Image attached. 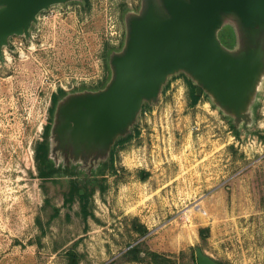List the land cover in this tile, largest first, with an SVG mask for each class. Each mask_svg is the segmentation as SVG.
<instances>
[{
	"label": "rangeland",
	"instance_id": "1",
	"mask_svg": "<svg viewBox=\"0 0 264 264\" xmlns=\"http://www.w3.org/2000/svg\"><path fill=\"white\" fill-rule=\"evenodd\" d=\"M141 3L55 5L40 13L28 42L13 36L3 49L0 264H68L71 254L79 264H152L123 257L141 241L150 251L183 253L178 264H195L197 246L219 264H264V81L247 131L233 128L206 94L194 104L187 76L171 77L158 102L144 105L132 137L113 147L86 219L81 200L65 201L63 185L41 177L54 96L108 81L125 18ZM132 218L148 228L145 237L132 231Z\"/></svg>",
	"mask_w": 264,
	"mask_h": 264
},
{
	"label": "water",
	"instance_id": "2",
	"mask_svg": "<svg viewBox=\"0 0 264 264\" xmlns=\"http://www.w3.org/2000/svg\"><path fill=\"white\" fill-rule=\"evenodd\" d=\"M82 1L0 0L1 57L13 36L30 38L41 12ZM125 27L122 48L110 54L105 85L57 101L48 135L52 158L68 153L84 165L106 160L134 130L144 105L156 104L179 74L234 126L250 131L264 81V0H142ZM225 27L236 39L232 49L220 38ZM196 258L198 264H219L200 246Z\"/></svg>",
	"mask_w": 264,
	"mask_h": 264
},
{
	"label": "flooded vegetation",
	"instance_id": "3",
	"mask_svg": "<svg viewBox=\"0 0 264 264\" xmlns=\"http://www.w3.org/2000/svg\"><path fill=\"white\" fill-rule=\"evenodd\" d=\"M33 28L31 29V34ZM225 28L220 32V38L224 46L232 49L235 47L236 39L234 37L233 31L229 28H226L227 29L226 30ZM30 38L29 39L25 38V40L28 42ZM0 61L1 62L4 61V52H3V57H1L0 55ZM64 93L66 94L71 92L64 91ZM64 95H62L61 97H63ZM51 123H52V119H50V125ZM110 156L111 154L106 160L100 161L97 164H88V165H84L82 163L74 164L70 160L68 153L65 154V157H60V155H57L54 158H52L51 148L49 147L47 158L51 163L49 164V170L53 171V174H51V176H49L48 179L46 180H51L52 182L63 185V190L65 191L66 195H68L67 198L64 197L65 201L67 200L68 202L70 201L74 202L75 199L80 201V196L88 197L90 194V189L94 188L96 184L99 182V178L102 176L105 168L110 163ZM72 192L74 195L71 198L70 194Z\"/></svg>",
	"mask_w": 264,
	"mask_h": 264
},
{
	"label": "trees",
	"instance_id": "4",
	"mask_svg": "<svg viewBox=\"0 0 264 264\" xmlns=\"http://www.w3.org/2000/svg\"><path fill=\"white\" fill-rule=\"evenodd\" d=\"M108 69H109V67H108ZM105 83L102 84L101 87H103L105 85ZM64 94L65 93L62 91V95H64ZM60 97H58V95L54 96V98H53L54 106L52 109V113H53L55 105H56V103ZM199 99H200V96H198L196 94V87H195L193 92H192V101L195 104L198 102ZM232 127L234 128L233 124H232ZM49 129H50V125H49L48 130H47L48 135H49ZM131 137H132V133L129 134L125 138L119 139L117 142L118 143L124 142V141L130 139ZM48 148H49L48 142L43 143L39 147V161L41 162V164L43 166L41 169V177L44 179H48V177L51 176V174H53V171L49 170V164H51V163L49 162V160L47 158L48 157ZM112 155H113V150H111L110 163H112ZM46 162L48 163V165L46 164ZM73 195L74 194L72 192L70 194V197L72 198ZM80 200H81V212L84 215V218L86 219L88 217V215H90L88 212V198L80 196ZM55 215H57V212L53 213V216H55ZM131 221L133 224L131 229H132V231H134L138 235L139 238H143L149 233L148 228L144 224H142L138 218H132ZM207 232H208V228H202L200 230V236L203 240L206 239L205 234ZM130 246H132V245H129V247ZM197 247H199V246H197ZM196 248L195 249L192 248L191 255H192V261L195 264H198L197 258H196ZM182 255H183V253L180 254V256H182ZM180 256H177L176 254L168 255V254H164V253H160V252L150 251L148 249V247L146 246V243L144 241H141L138 244L134 245L133 247L128 249L127 252H125L123 254V257L126 259V262H149L152 264H178V260L180 259L179 258ZM68 264H79V261L75 255L71 254L69 257V263Z\"/></svg>",
	"mask_w": 264,
	"mask_h": 264
}]
</instances>
